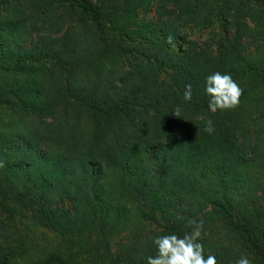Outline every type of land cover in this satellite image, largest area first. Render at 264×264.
Segmentation results:
<instances>
[{
  "label": "trees",
  "instance_id": "1",
  "mask_svg": "<svg viewBox=\"0 0 264 264\" xmlns=\"http://www.w3.org/2000/svg\"><path fill=\"white\" fill-rule=\"evenodd\" d=\"M217 71L243 94L213 113ZM0 219V264H147L189 221L264 264V0H0Z\"/></svg>",
  "mask_w": 264,
  "mask_h": 264
},
{
  "label": "clouds",
  "instance_id": "2",
  "mask_svg": "<svg viewBox=\"0 0 264 264\" xmlns=\"http://www.w3.org/2000/svg\"><path fill=\"white\" fill-rule=\"evenodd\" d=\"M204 94L208 97V110L215 113L217 110L235 109L240 104L243 89L230 73L217 71L205 77ZM192 99V85L188 84L185 86L183 100L190 103ZM173 113L176 117L180 116L181 108L177 106ZM204 131L209 135L215 132L211 119L205 121ZM192 224H195V227L191 232H185L183 236L169 233L153 237L152 243L156 248V254L147 257V264H217L214 255L209 254L205 257L204 245L199 242L203 223L189 221V225ZM236 264H251V260L247 256H241Z\"/></svg>",
  "mask_w": 264,
  "mask_h": 264
},
{
  "label": "rangeland",
  "instance_id": "3",
  "mask_svg": "<svg viewBox=\"0 0 264 264\" xmlns=\"http://www.w3.org/2000/svg\"><path fill=\"white\" fill-rule=\"evenodd\" d=\"M156 15V12H154V10L152 11V13L149 15L148 18H153L154 16ZM201 29H193V30H188V33L191 34L192 37L194 38H199L200 39V42H204V39L206 38L207 36V33L209 32V29H204L202 31H200ZM1 220V219H0ZM3 228V226L1 225V221H0V229ZM125 236V234H123L120 238H115L113 240V246L114 248L117 247V243L120 242L121 238H123ZM31 237L34 238L35 241H37L39 243V245L41 246V248L43 247L44 249L46 248H52L53 246L56 247V244H57V235L48 231V230H44V229H41V228H36L34 226H32L31 228ZM2 236H1V240H2ZM225 240H228L229 243L230 242V238H224Z\"/></svg>",
  "mask_w": 264,
  "mask_h": 264
}]
</instances>
